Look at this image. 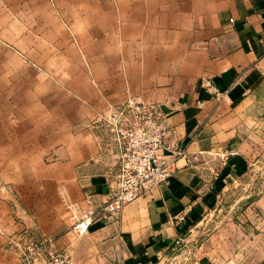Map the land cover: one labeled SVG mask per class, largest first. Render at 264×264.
<instances>
[{
	"label": "crops",
	"instance_id": "1",
	"mask_svg": "<svg viewBox=\"0 0 264 264\" xmlns=\"http://www.w3.org/2000/svg\"><path fill=\"white\" fill-rule=\"evenodd\" d=\"M78 5L69 47L77 56H66L78 64L67 75L77 86L15 108L13 123L0 119V264L16 263L18 246L45 239L54 251L68 249L75 264H154L190 220L217 205L226 179L244 177L259 155L264 0ZM205 75L230 89L231 101L213 98L201 85ZM132 97L162 106L168 142L185 154L168 182L116 220L79 232L86 196L107 199L116 165L97 118Z\"/></svg>",
	"mask_w": 264,
	"mask_h": 264
},
{
	"label": "rangeland",
	"instance_id": "2",
	"mask_svg": "<svg viewBox=\"0 0 264 264\" xmlns=\"http://www.w3.org/2000/svg\"><path fill=\"white\" fill-rule=\"evenodd\" d=\"M78 2L0 0V114L6 112L0 119L8 124L16 119L15 108L61 97L59 90L69 83L77 86L67 75L78 64L70 66L66 56H77L69 47L78 38ZM261 137L245 176L225 178L217 205L190 220L154 264H264Z\"/></svg>",
	"mask_w": 264,
	"mask_h": 264
},
{
	"label": "built area",
	"instance_id": "3",
	"mask_svg": "<svg viewBox=\"0 0 264 264\" xmlns=\"http://www.w3.org/2000/svg\"><path fill=\"white\" fill-rule=\"evenodd\" d=\"M200 81L217 101H231L230 89L220 88L210 76H202ZM165 119L160 104L134 97L98 116L97 122L116 147V165L107 199L99 201L93 195L86 196L75 224L79 232L90 230L98 219L117 218L127 204L170 180L185 152L168 142L171 131ZM225 164L223 160L222 165ZM18 247L19 259L13 264H75L68 249L52 250L50 239L30 240Z\"/></svg>",
	"mask_w": 264,
	"mask_h": 264
}]
</instances>
